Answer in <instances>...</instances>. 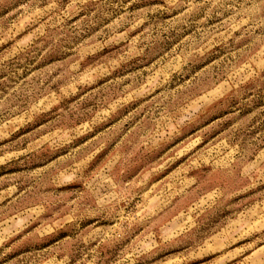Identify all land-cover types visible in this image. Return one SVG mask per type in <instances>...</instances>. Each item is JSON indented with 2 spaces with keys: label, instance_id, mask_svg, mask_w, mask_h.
<instances>
[{
  "label": "rangeland",
  "instance_id": "obj_1",
  "mask_svg": "<svg viewBox=\"0 0 264 264\" xmlns=\"http://www.w3.org/2000/svg\"><path fill=\"white\" fill-rule=\"evenodd\" d=\"M0 264H264V0H0Z\"/></svg>",
  "mask_w": 264,
  "mask_h": 264
}]
</instances>
